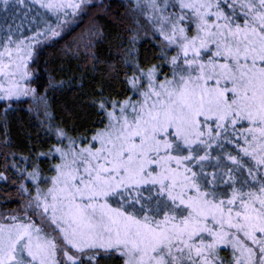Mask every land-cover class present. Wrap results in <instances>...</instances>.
Returning <instances> with one entry per match:
<instances>
[{
    "label": "snow or ice",
    "instance_id": "6c2138e0",
    "mask_svg": "<svg viewBox=\"0 0 264 264\" xmlns=\"http://www.w3.org/2000/svg\"><path fill=\"white\" fill-rule=\"evenodd\" d=\"M29 2L59 19L84 0H0V10ZM143 7L153 13L160 64L141 67L139 28L121 29L130 33L118 45L122 67L109 72L119 79L123 70L133 95L112 99L100 89L92 104L103 127L86 146L54 129L67 148L51 150L60 162L48 186L37 183L20 214L2 218L0 264H264V0H134L133 11ZM105 11L125 24L111 4ZM21 26L0 36V100L35 94L26 86L34 49L61 34L47 21L32 36ZM214 145L221 156L209 173ZM28 176L39 181L38 168Z\"/></svg>",
    "mask_w": 264,
    "mask_h": 264
},
{
    "label": "trees",
    "instance_id": "16d2710c",
    "mask_svg": "<svg viewBox=\"0 0 264 264\" xmlns=\"http://www.w3.org/2000/svg\"><path fill=\"white\" fill-rule=\"evenodd\" d=\"M160 2L163 3V0ZM170 2L175 3L176 0ZM140 3L144 5L147 0H140ZM227 3H232V0H227ZM109 4L122 15L124 25L118 26L113 22V16L105 11V6ZM133 6L134 0H84L81 9L75 14L71 12L60 17V20H55L39 3L29 2L28 8L17 6L7 12L0 10V36L10 26L15 31L21 25L20 33L32 36L35 31L43 30L45 21H51L49 23L61 33L55 38L42 37V43L34 49L26 86L35 89V94L10 101L0 100V115L5 108L10 109L6 125L0 120V222L7 214H20L18 210L26 206L29 192L35 194L37 183L41 188L48 186L43 181L54 172L52 166L60 162L59 154L51 150L55 147L66 149L68 145L67 139L56 135L54 129L57 126L63 128L68 137L75 139L78 146H85L94 132L103 127L100 123L102 116L92 104L98 99L100 89L103 88L104 95L112 99L123 100L133 95L121 82L123 70L119 79L112 78L109 72V65L122 67L123 62L118 55L122 49L118 45L121 36L130 35L121 30L123 27L139 28L135 48L141 67L160 64V48L157 45L161 41L158 33L153 37V13L147 7L133 11ZM168 11L178 13L179 9L170 7ZM130 16H135L139 24L129 20ZM20 33H17V38H23ZM89 42L92 44L90 48L86 47ZM127 46L125 42L124 47ZM93 54L97 59H93ZM174 54V50H169V55ZM132 71L127 69L128 75ZM160 71L168 74L170 69L165 66ZM45 110L52 117L51 124L44 115ZM223 151L237 155L234 145L225 144ZM41 153L47 155L41 156ZM218 156H221V151L214 145L211 159L205 163L207 172L216 170ZM14 159L21 162L17 164ZM13 164L22 171H15ZM224 165L231 167L230 162L222 159L221 167ZM34 168H38L39 181H33L28 176ZM28 214L31 215L30 210ZM32 219L39 223L38 217L32 216ZM220 255L227 256L229 253L221 251ZM101 264L116 262L107 260Z\"/></svg>",
    "mask_w": 264,
    "mask_h": 264
},
{
    "label": "rangeland",
    "instance_id": "374dc122",
    "mask_svg": "<svg viewBox=\"0 0 264 264\" xmlns=\"http://www.w3.org/2000/svg\"><path fill=\"white\" fill-rule=\"evenodd\" d=\"M45 2H46V0H45ZM73 2H76V3H80V0H73ZM47 10V9H46ZM66 12H67V14H69V13H71L72 12V10L71 9H67L66 10ZM48 13H50L52 16H53V18L55 19V20H60V19H62V18H60V17H65L66 15L64 14V12H61L60 14H59V19L57 18V15L56 14H54V13H51V12H49L48 11ZM55 16V17H54ZM49 22H51V21H49ZM30 88V87H29ZM31 95V94H30ZM30 95H28V96H30ZM85 146H86V144H85ZM201 155H203V153H200ZM211 159V158H210ZM14 161L15 162H17V164L19 163V162H21V161H18L17 159H14ZM208 162V161H207ZM58 163V162H57ZM56 163V164H57ZM13 169L15 170V171H19V172H21L22 170L21 169H18V167H17V165H15V164H13ZM55 173L53 172L51 175H49V177L50 176H52V175H54ZM10 215H19V214H17V213H12V214H7V215H5L4 217H7V216H10ZM36 217V216H35ZM37 218V217H36ZM37 223V222H36ZM37 224H39V223H37Z\"/></svg>",
    "mask_w": 264,
    "mask_h": 264
}]
</instances>
